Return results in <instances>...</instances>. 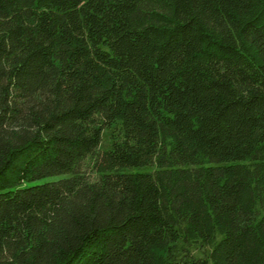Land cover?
I'll list each match as a JSON object with an SVG mask.
<instances>
[{
  "label": "trees",
  "instance_id": "obj_1",
  "mask_svg": "<svg viewBox=\"0 0 264 264\" xmlns=\"http://www.w3.org/2000/svg\"><path fill=\"white\" fill-rule=\"evenodd\" d=\"M0 264H264V0H0Z\"/></svg>",
  "mask_w": 264,
  "mask_h": 264
},
{
  "label": "rangeland",
  "instance_id": "obj_2",
  "mask_svg": "<svg viewBox=\"0 0 264 264\" xmlns=\"http://www.w3.org/2000/svg\"><path fill=\"white\" fill-rule=\"evenodd\" d=\"M110 133H112V127L103 128L101 131V141L98 148H105L110 142ZM134 168V167H133ZM149 169V167H143ZM142 168V169H143ZM177 255L184 252H188L195 256H204L209 250L210 245L199 241H185L183 239H177L174 242Z\"/></svg>",
  "mask_w": 264,
  "mask_h": 264
}]
</instances>
